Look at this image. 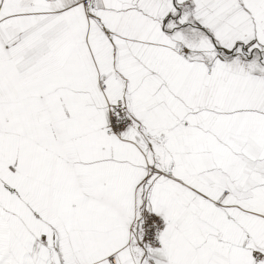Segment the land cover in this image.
I'll return each instance as SVG.
<instances>
[{
	"label": "snow or ice",
	"instance_id": "1",
	"mask_svg": "<svg viewBox=\"0 0 264 264\" xmlns=\"http://www.w3.org/2000/svg\"><path fill=\"white\" fill-rule=\"evenodd\" d=\"M0 264H264V0H0Z\"/></svg>",
	"mask_w": 264,
	"mask_h": 264
}]
</instances>
